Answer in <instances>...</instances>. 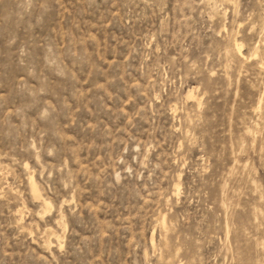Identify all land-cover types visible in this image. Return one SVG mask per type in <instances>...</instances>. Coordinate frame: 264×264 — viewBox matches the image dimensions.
Masks as SVG:
<instances>
[{"label":"rangeland","instance_id":"obj_1","mask_svg":"<svg viewBox=\"0 0 264 264\" xmlns=\"http://www.w3.org/2000/svg\"><path fill=\"white\" fill-rule=\"evenodd\" d=\"M0 264H264V0H0Z\"/></svg>","mask_w":264,"mask_h":264},{"label":"bare ground","instance_id":"obj_2","mask_svg":"<svg viewBox=\"0 0 264 264\" xmlns=\"http://www.w3.org/2000/svg\"><path fill=\"white\" fill-rule=\"evenodd\" d=\"M237 47H236V49H237V52H238V54L241 56V57H243V58H245V55H244V53H243V46L240 44V43H238L237 42V44H235ZM235 47V46H234ZM237 56V55H236ZM238 57V56H237ZM240 57V58H241ZM263 65V64H262ZM262 68V67H261ZM31 183V185H32V187H31V189H32V192H33V194L36 196V198H38L39 197V190H38V188L36 187V185H35V182H34V180L32 179V181L30 182ZM39 199V198H38Z\"/></svg>","mask_w":264,"mask_h":264}]
</instances>
